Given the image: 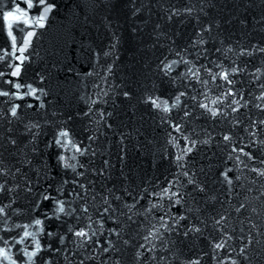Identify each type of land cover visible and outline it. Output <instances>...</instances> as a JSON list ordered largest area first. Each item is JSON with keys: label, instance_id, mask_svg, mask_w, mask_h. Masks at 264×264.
<instances>
[{"label": "water", "instance_id": "water-1", "mask_svg": "<svg viewBox=\"0 0 264 264\" xmlns=\"http://www.w3.org/2000/svg\"><path fill=\"white\" fill-rule=\"evenodd\" d=\"M0 264H264V0H0Z\"/></svg>", "mask_w": 264, "mask_h": 264}, {"label": "snow or ice", "instance_id": "snow-or-ice-1", "mask_svg": "<svg viewBox=\"0 0 264 264\" xmlns=\"http://www.w3.org/2000/svg\"><path fill=\"white\" fill-rule=\"evenodd\" d=\"M9 19H12V17L11 16H9ZM78 235H84V233H77Z\"/></svg>", "mask_w": 264, "mask_h": 264}]
</instances>
